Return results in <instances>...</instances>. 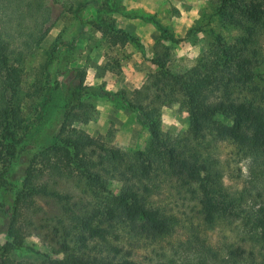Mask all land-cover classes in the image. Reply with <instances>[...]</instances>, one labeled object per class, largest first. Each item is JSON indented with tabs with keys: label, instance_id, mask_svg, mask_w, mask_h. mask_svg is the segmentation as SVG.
Returning <instances> with one entry per match:
<instances>
[{
	"label": "rangeland",
	"instance_id": "obj_1",
	"mask_svg": "<svg viewBox=\"0 0 264 264\" xmlns=\"http://www.w3.org/2000/svg\"><path fill=\"white\" fill-rule=\"evenodd\" d=\"M43 5L49 8L48 13L35 15L34 20L27 18L25 22L31 29L35 21L41 32L47 29V33L40 45L28 50L23 57L18 99H10L0 86V95H6L5 103L10 101L26 121H34L17 146L16 156L0 188V246L13 240L8 233L10 207L23 189L27 170L33 166L40 188L32 191L30 209L23 214L20 211L16 216V225L24 228L25 238L23 248L11 254L15 260L32 264H38L45 257L59 260L72 257L73 252L62 246L66 240L89 241L78 213L91 211L87 208L91 204L98 206L97 213L103 212L105 197L118 195L122 186L118 179L107 178L102 183L104 188L99 185L95 189L102 198L96 201L86 198L79 212L67 210L49 193L73 195V201L83 196L80 185L76 184L71 154L60 143L62 138H57L65 116L67 92L78 82L76 69L86 73L83 85L88 90L82 96L84 108L80 113L85 111L88 120L73 122L69 129L81 130L94 141L96 145L89 151H94L95 159L101 152L96 147L99 145L121 152H136L144 148L149 133L140 123V114L127 109L123 99H131L135 90L158 71L151 60L159 32L141 17H154L176 38L185 37L178 44L164 43L170 50L167 66L174 73H183L194 67L217 42V37L219 43L229 46L243 34L238 27L214 15L216 0H44ZM4 14L0 9V16ZM0 19L4 21L3 27L12 47L19 50V41L10 39L13 34H19L16 19ZM104 25L121 29L136 37V41L112 46L102 34ZM189 30L191 32L187 35ZM258 41L264 56V30ZM50 57L53 60L45 67ZM109 61L118 63V71L107 68ZM43 68L47 70L43 71ZM255 73L253 86L264 92V61ZM2 76L0 74V80ZM46 90H49L50 97L45 110H42L39 105ZM100 91L111 92L114 97L106 98ZM244 94L249 96L247 92ZM161 113L162 131L181 142L180 148H183L182 141L190 136L187 112L173 104L164 106ZM221 120L230 123L224 118ZM17 132L20 133L19 130ZM189 145L191 143L188 142L185 150L192 154L195 150H188ZM196 151L201 152V149ZM207 153L215 155L216 162L224 171L223 182L231 191L253 188L264 197V161L250 159L229 142L202 152L203 155ZM67 173L73 174L68 178L65 176ZM158 182L157 192L151 198L152 207L163 216H176L179 224L175 225L170 236L159 238L147 222L129 218L115 227L117 235H122L119 248L130 252L137 264H232L228 248L239 242L240 228L220 222L214 229H207L198 214L197 197L191 201L190 195L175 180L158 178ZM71 207L72 204L68 206ZM206 247L210 251L203 252ZM234 264H264V246L246 262L236 257Z\"/></svg>",
	"mask_w": 264,
	"mask_h": 264
},
{
	"label": "trees",
	"instance_id": "obj_2",
	"mask_svg": "<svg viewBox=\"0 0 264 264\" xmlns=\"http://www.w3.org/2000/svg\"><path fill=\"white\" fill-rule=\"evenodd\" d=\"M0 1V9L5 13L0 17H14L19 28V34L10 37L19 41L18 50L12 47L3 27L4 21L0 19V74L3 75L0 86L5 94H9L10 99H18L23 57L28 50L39 46L47 33V29L41 32L40 25L35 21L30 29L25 25L26 19L34 20L35 15H45L49 8L43 5L44 0ZM214 15L238 27L243 34L229 46L219 43L217 37V42L201 56L196 65L183 73H174L168 68L170 50L164 43L178 44L185 37L176 38L154 17H141L143 21L153 24L159 32L151 60L158 71L135 90L131 99H123V105L140 114V123L149 133V139L142 150L121 152L113 147L99 145L96 147L101 152L97 155L98 159H95L94 151H89L96 145L94 141L81 130L69 129L73 122L88 120L85 111L80 113L84 108L82 96L88 90L83 85L86 73L76 69L75 79L78 82L67 92L65 116L57 138H62L60 143L71 154V162L76 170V184L80 185L83 196L73 201V195L58 194L55 191L49 193L67 210L79 212L86 198L94 201L102 198L95 189L99 185L104 188L102 183L107 178L118 179L122 186L118 195L105 197L103 212L97 213L98 206L91 204L87 206L91 211L78 213L86 227L89 241L86 239L79 243L66 240L62 246L73 252L72 257L64 260L45 257L38 264H137L130 252H123L119 248L122 235L118 236L115 231L118 224L129 218L145 221L159 238L170 236L175 225L179 224L176 216H163L152 207L151 198L157 192L158 178L178 182L186 194L190 195L191 201L197 197L200 206L198 214L207 229H214L220 222L240 228L239 242L228 248L232 264L236 257L246 262L254 252L262 250L264 197L253 188L231 191L223 182L224 171L216 162L215 155H203L202 152L209 151L211 146L229 142L250 159L264 161V92L253 86L255 69L264 61L258 41L264 30V0H216ZM102 34L112 46L136 41V37L109 25L102 27ZM52 60L50 57L45 67ZM107 68L118 71L119 65L109 61ZM246 92L249 96L244 94ZM5 94L0 95V188L16 156L17 146L34 122L26 121L19 114L17 106L10 105V101L5 103ZM100 94L109 99L114 97L107 91H100ZM49 97L50 92L46 90L39 105L42 110H45ZM173 104H178L188 114L190 136L182 141L183 148H180L181 142L172 139L161 129L162 108ZM221 118L230 123H225ZM188 142L191 145L187 149L195 150L192 154L185 150ZM196 149H201V152ZM33 171V166L27 170L23 189L10 207L8 233L13 240L0 246V264H32L15 260L11 254L23 248L25 238L24 228L16 225V216L20 211L23 214L30 209L32 191L40 188ZM71 174L65 176L69 178ZM196 191L199 192L197 195ZM70 204L72 207L68 208ZM202 251L208 252L210 249L206 247Z\"/></svg>",
	"mask_w": 264,
	"mask_h": 264
}]
</instances>
